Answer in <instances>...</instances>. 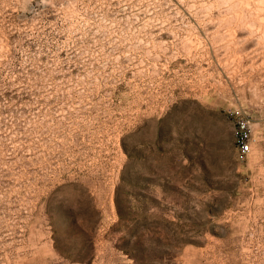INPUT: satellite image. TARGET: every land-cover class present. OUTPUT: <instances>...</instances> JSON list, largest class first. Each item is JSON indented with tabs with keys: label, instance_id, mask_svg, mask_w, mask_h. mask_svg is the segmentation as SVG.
Here are the masks:
<instances>
[{
	"label": "rangeland",
	"instance_id": "obj_1",
	"mask_svg": "<svg viewBox=\"0 0 264 264\" xmlns=\"http://www.w3.org/2000/svg\"><path fill=\"white\" fill-rule=\"evenodd\" d=\"M0 264H264V0H0Z\"/></svg>",
	"mask_w": 264,
	"mask_h": 264
},
{
	"label": "built area",
	"instance_id": "obj_2",
	"mask_svg": "<svg viewBox=\"0 0 264 264\" xmlns=\"http://www.w3.org/2000/svg\"><path fill=\"white\" fill-rule=\"evenodd\" d=\"M249 118L245 115H238L233 122V142L238 157L243 156L249 150L251 142Z\"/></svg>",
	"mask_w": 264,
	"mask_h": 264
}]
</instances>
